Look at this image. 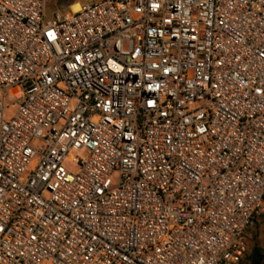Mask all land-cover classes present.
<instances>
[{
	"label": "built area",
	"instance_id": "built-area-1",
	"mask_svg": "<svg viewBox=\"0 0 264 264\" xmlns=\"http://www.w3.org/2000/svg\"><path fill=\"white\" fill-rule=\"evenodd\" d=\"M46 3L0 0V264H240L264 0Z\"/></svg>",
	"mask_w": 264,
	"mask_h": 264
},
{
	"label": "rangeland",
	"instance_id": "rangeland-1",
	"mask_svg": "<svg viewBox=\"0 0 264 264\" xmlns=\"http://www.w3.org/2000/svg\"><path fill=\"white\" fill-rule=\"evenodd\" d=\"M101 1L102 0H47L45 11L46 19H50L52 17V14L58 10L71 11L74 10L75 7H81L89 3H96ZM83 157L84 152L73 151L64 162V166L68 171L77 173L79 171V167L76 165L73 159ZM255 248L260 250L262 256L264 257V214L250 232L248 252L246 257L240 264H251V259H249V256L252 254Z\"/></svg>",
	"mask_w": 264,
	"mask_h": 264
},
{
	"label": "trees",
	"instance_id": "trees-1",
	"mask_svg": "<svg viewBox=\"0 0 264 264\" xmlns=\"http://www.w3.org/2000/svg\"><path fill=\"white\" fill-rule=\"evenodd\" d=\"M249 259H251V264H263L264 257L262 256L260 250L255 248L249 256Z\"/></svg>",
	"mask_w": 264,
	"mask_h": 264
},
{
	"label": "bare ground",
	"instance_id": "bare-ground-1",
	"mask_svg": "<svg viewBox=\"0 0 264 264\" xmlns=\"http://www.w3.org/2000/svg\"><path fill=\"white\" fill-rule=\"evenodd\" d=\"M80 7H75V9L73 11H77Z\"/></svg>",
	"mask_w": 264,
	"mask_h": 264
}]
</instances>
